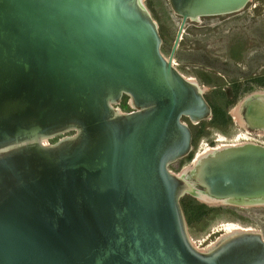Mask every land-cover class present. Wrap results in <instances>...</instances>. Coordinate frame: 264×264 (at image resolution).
<instances>
[{
  "label": "water",
  "instance_id": "1",
  "mask_svg": "<svg viewBox=\"0 0 264 264\" xmlns=\"http://www.w3.org/2000/svg\"><path fill=\"white\" fill-rule=\"evenodd\" d=\"M169 2L182 21L166 57L142 0H0V264H264L255 229L199 250L181 204L198 189L264 199V146L225 148L191 177L170 169L193 150L183 119L213 115L174 65L186 23L250 0Z\"/></svg>",
  "mask_w": 264,
  "mask_h": 264
},
{
  "label": "rangeland",
  "instance_id": "2",
  "mask_svg": "<svg viewBox=\"0 0 264 264\" xmlns=\"http://www.w3.org/2000/svg\"><path fill=\"white\" fill-rule=\"evenodd\" d=\"M142 1L159 26L163 39L162 52L169 57L182 18L173 12L169 0ZM204 53L225 64L204 61ZM258 53L259 56L253 58ZM175 61L182 74L195 78L201 85L213 108L212 118L201 123L192 124L189 119H183L193 130V150L170 169L175 173L184 170L190 173L201 149L221 144L216 141L218 134L225 137V143L229 144L236 143L237 133L250 132L251 129L239 122L245 114V101L249 97L258 95L259 100L264 102V77L257 78L264 75V0H250L246 8L239 12L202 17L199 21L188 20ZM218 70L224 77L216 74ZM117 107L122 112L133 111L127 96ZM74 133L69 131L57 135L49 142L54 144ZM181 204L188 233L200 248L205 249L217 242L224 234L222 229L227 223L236 222L264 235V204L251 207L230 203L216 205L190 193L184 195Z\"/></svg>",
  "mask_w": 264,
  "mask_h": 264
},
{
  "label": "bare ground",
  "instance_id": "3",
  "mask_svg": "<svg viewBox=\"0 0 264 264\" xmlns=\"http://www.w3.org/2000/svg\"><path fill=\"white\" fill-rule=\"evenodd\" d=\"M184 32H185V30L183 31V34H184ZM183 34L181 36V39L183 38ZM189 79L192 80V81H194V82H197L195 80V78H193V77H191ZM263 95H264V93H263ZM259 96H261V95H259ZM257 97H258V95H257ZM257 97H256V99H254V101L252 103L250 102L249 106L250 105L253 106V112H252V114H248L247 117L249 118L251 124H253V125H259V127H264V109L262 107V105L264 106V102L260 101L259 98H257ZM252 98L253 97H249L247 100H250ZM239 121L242 124L243 121L242 120H239ZM219 136L220 135L218 134L217 142H219L221 144H219L217 147H208L207 149H201L200 152H199V154H198V156L194 160V168L190 171V173L187 170H184L181 173H184L188 177H191V176L195 175V173L197 171V168H198L200 162L204 158L209 157V156H212V155H215L217 152H219V151H221V150H223L225 148H228L230 146H236V145H242V144H246V143H251V142H249V140H248V138H247L246 135H240V136H238L235 139V142L236 143H229V144L228 143H225L227 141L225 137L220 136V138H219ZM52 138L53 137L43 139V143L45 145H51V143L49 142V140L52 139ZM194 196L200 197L202 200L208 201L211 204H216V205H218V204L220 205V204H224V203H229L230 202L229 200H218V199H215L213 197H210L209 195H207L204 192V190H200V189L197 190V192H196V194ZM255 204H264V199L263 198L262 199L259 198V199L249 200V201H246V203H244L243 205H248V206L251 207V205H255ZM239 206H242V205H239ZM255 206H258V205H255ZM244 207H246V206H244ZM243 230H254V229L251 228V227H249V228L242 227L239 224H236V222L235 223H227V224H225V226L222 229V231H224V234L219 238V240L217 242H214L213 244H211L210 247H207L205 249L200 248L198 245L195 244L194 240L191 237L190 238L192 240V243L199 250H201L203 252H208V251H211L213 248H215L217 246V244L219 243V241H222L225 237H228L229 235H232L234 233H237V232L243 231Z\"/></svg>",
  "mask_w": 264,
  "mask_h": 264
},
{
  "label": "flooded vegetation",
  "instance_id": "4",
  "mask_svg": "<svg viewBox=\"0 0 264 264\" xmlns=\"http://www.w3.org/2000/svg\"><path fill=\"white\" fill-rule=\"evenodd\" d=\"M214 16H218V15H212V16H204V17H214ZM210 55H208L207 53H204V61L205 60H207V61H209V60H211L212 61V63H217V64H225V63H223L222 61H220V59H217V58H212V57H209ZM256 56H259V53L257 54V55H254L253 56V58L254 57H256ZM212 58V59H211ZM224 62H227V61H224ZM216 72H218V73H216V74H218V75H220L221 77H224L221 73H220V70H218V71H216ZM260 77H264V75H258V77L257 78H260ZM264 83V82H263ZM257 97V96H256ZM256 97H253L252 99H250V100H246L245 101V114H243V116H242V118L240 117V119L243 121L242 122V126L243 127H247L248 129H251V130H249L251 133H252V135H256V137L257 136H259V137H264V127H259V125H253V124H251V122H250V120H249V118L247 117L248 116V109H249V104H250V102L252 103L253 101H254V99H256ZM257 98H260V97H257ZM261 101V100H260ZM209 102V101H208ZM244 105V104H243ZM212 106V105H211ZM262 107H263V109H264V106L262 105ZM234 118H235V116H234ZM236 119V118H235ZM240 122V121H239ZM254 122V121H253ZM201 123V122H200ZM241 123V122H240ZM244 123V124H243ZM250 132H241V133H239V135H236V137H235V139L238 137V136H240V135H246L247 136V138H248V140H249V142H251L250 140H251V136H250ZM220 135V134H219ZM254 135V136H255ZM219 138H220V136H219ZM254 144H256V143H254ZM257 145H259V144H257Z\"/></svg>",
  "mask_w": 264,
  "mask_h": 264
},
{
  "label": "built area",
  "instance_id": "5",
  "mask_svg": "<svg viewBox=\"0 0 264 264\" xmlns=\"http://www.w3.org/2000/svg\"><path fill=\"white\" fill-rule=\"evenodd\" d=\"M174 65H176V67L178 65V62H176L175 60H174ZM115 106L117 107V105H115ZM117 108L119 109V107H117ZM133 110H134V107H133ZM119 111H121V110L119 109ZM123 113H128V112H123ZM237 135H239V133H237ZM250 136H251V140L250 141L252 143H256V144L264 146V137H259V136L256 137V136L252 135L251 132H250ZM217 139H218V137H217ZM217 139H216V141H217Z\"/></svg>",
  "mask_w": 264,
  "mask_h": 264
},
{
  "label": "trees",
  "instance_id": "6",
  "mask_svg": "<svg viewBox=\"0 0 264 264\" xmlns=\"http://www.w3.org/2000/svg\"><path fill=\"white\" fill-rule=\"evenodd\" d=\"M178 57H179V56H178ZM201 59H202V58H200V59L198 58V60H201ZM202 60H203V59H202Z\"/></svg>",
  "mask_w": 264,
  "mask_h": 264
}]
</instances>
